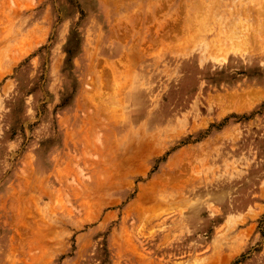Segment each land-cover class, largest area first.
<instances>
[{
    "label": "rangeland",
    "instance_id": "1",
    "mask_svg": "<svg viewBox=\"0 0 264 264\" xmlns=\"http://www.w3.org/2000/svg\"><path fill=\"white\" fill-rule=\"evenodd\" d=\"M263 29L264 0H0V264H264Z\"/></svg>",
    "mask_w": 264,
    "mask_h": 264
},
{
    "label": "bare ground",
    "instance_id": "2",
    "mask_svg": "<svg viewBox=\"0 0 264 264\" xmlns=\"http://www.w3.org/2000/svg\"><path fill=\"white\" fill-rule=\"evenodd\" d=\"M229 15V14H228ZM233 16V15H232ZM264 30V29H263Z\"/></svg>",
    "mask_w": 264,
    "mask_h": 264
}]
</instances>
